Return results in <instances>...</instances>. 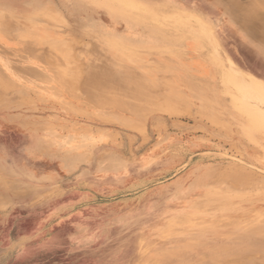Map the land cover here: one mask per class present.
<instances>
[{
	"label": "rangeland",
	"instance_id": "rangeland-1",
	"mask_svg": "<svg viewBox=\"0 0 264 264\" xmlns=\"http://www.w3.org/2000/svg\"><path fill=\"white\" fill-rule=\"evenodd\" d=\"M261 4L0 0V264H179L264 216V151L213 121L174 62L229 111L264 112V60L243 41ZM37 35L55 64L32 59ZM239 169L261 181L225 184Z\"/></svg>",
	"mask_w": 264,
	"mask_h": 264
},
{
	"label": "bare ground",
	"instance_id": "bare-ground-1",
	"mask_svg": "<svg viewBox=\"0 0 264 264\" xmlns=\"http://www.w3.org/2000/svg\"><path fill=\"white\" fill-rule=\"evenodd\" d=\"M259 9L260 10H264V5L261 4V6H260ZM262 14H263V12H262ZM242 22L239 21V20H237V21L234 20V23L238 27H243V28L246 29L245 24H243ZM1 25H3V24H1ZM251 25H256V30H254L256 33L252 34L251 32L247 31V36L245 34L244 35V40L243 39L242 40L248 45L250 53H253L256 56H258L260 59L264 60V19L262 17H260L259 19L256 20V24H251ZM4 26H5V24H4ZM247 28H249V27H247ZM51 31H50V33H51ZM38 38H39V36L37 38H35L34 42L30 43L31 45H33V48L35 50V52L32 54V56H33L32 59L35 61V60L41 59V57H42L45 60L47 59V61H50L48 59V57L45 58V56L43 55L42 49H40L42 46L41 47L39 46L40 40ZM37 40H38V42H37ZM46 40L48 42L45 45V47L47 48L46 49V53H47L51 49V47H50L51 41L48 40V39H46ZM126 41H128V40H126ZM9 43H11V42H9ZM69 45L71 46V44H69ZM36 46L38 47L37 50H36ZM124 46H125V44H124ZM126 51L128 52L127 45H126ZM52 54L54 55V53H52ZM148 60H149V58H148ZM104 62H106V61H104ZM174 62L178 64V65L175 64V72H183L184 74H188V75L191 74V79H192V80H190V88L191 89L188 92H186V93H188L187 95H189V93H190L189 96H192V95H197L199 97H205L206 95H209L210 96V97L208 96V98H204V99L200 100L201 103H199V104L202 107H207V109L209 110L207 113L213 119V121L218 122V123H221L222 125L223 124L224 125H227L228 128H232V127L233 128H239L241 130V132H242L243 138H246V140L253 142L255 144V146H259L264 151V112H259V113L258 112H254V113H252V112L249 111L250 112L249 113L248 110L246 108H244L243 106H239V108L232 109V110L229 111L228 108L226 106H224V103L217 104V103L214 102V100H213L214 93H213V89H212V87L210 85V82H207L203 78L196 77L197 75L191 71L192 70V67H193L191 65L192 62L191 61L189 62L187 56H186V58H183V59L181 58L180 60L174 59ZM50 63L52 65L55 64V63H52L51 61H50ZM111 67L113 68V65H110L108 69H110ZM114 68H115V65H114ZM148 68H149V66H148ZM59 70L58 71L56 70V71L58 73H61L62 76L65 75V72H66L65 70H63L64 72L62 71V69H59ZM106 73H107L108 77L109 76H112L114 74V72L111 71V70H108V72H106ZM132 73H134V72H132ZM146 75H148V74H146ZM59 78L60 77H57V78H54V80H50V81L51 82L52 81H55L54 83H63V80H62V82H61V80H58ZM158 78H160V77H158ZM161 80H164V79H161ZM137 81H139L138 78H137ZM137 81H135V82L137 83ZM165 81H166V79H165ZM167 81H168V79H167ZM185 81H187V80H185ZM109 84H107V85H109ZM162 84H163V81H162ZM177 85H178V88H177ZM115 86H113V87H115ZM165 86H168V85H165ZM45 87H47V86H44V88ZM143 87H144V85H143ZM171 88H172V93H176V91H178L179 89L181 90V92H183V91L185 92L186 91V90L183 89V87H180L179 84H176V86L174 84V86H172ZM48 89H49V87H48ZM77 89H78V87H77ZM102 89H103V87H102ZM126 89H128V88H126ZM154 89H155V87H154ZM120 92H121V90L118 93H120ZM138 92H140V91H138ZM151 92H153V91H151ZM133 93H134V91H133ZM100 94L103 95L102 93H100ZM139 94H141V93H139ZM142 94H143V92H142ZM142 94H141V96H142ZM130 95H131V93L128 96H130ZM145 95H147V94H145ZM120 96H122V95H120ZM141 96H140V99H141ZM173 98H175V96ZM104 99H106V98L104 97ZM145 99H147V98H144L143 100H145ZM177 99H179V98H177ZM174 100H176V99H174ZM105 101L108 102L107 100H105ZM131 101H129V102H131ZM178 101H180V100H178ZM141 102H143V101H141ZM181 102H183V101H181ZM133 105H134V103H133ZM155 105H158V104H155ZM141 106H143V105H141ZM150 106H152V105H150ZM162 107H163V105H162ZM137 108H135V110L137 112H139L137 110ZM147 109L149 110L148 107H147ZM196 109H197V107H196ZM140 110H142V109H140ZM144 111H146V110L144 109ZM178 111H179V109H178ZM141 112H143V111H141ZM113 115H115V114H113ZM248 156L252 157V153H248ZM246 158H247V156H246ZM252 158H254V157H252ZM256 159L259 160V158H256ZM252 173H254V172H252ZM221 174H223V181L225 182V184H227L230 187L235 186V185H238V186H247V185H250L252 183H257L260 180L259 178H257L258 176L257 177H254V176H252L253 174L251 176H248L247 173H246L247 175L244 174L240 169L238 171H234L232 173L230 171H225V172H222ZM254 174H256V173H254ZM239 182H242V183H239ZM231 189H236V188H231ZM235 228H236L235 235H233L231 237H228L227 239H224V240H222L220 237L217 238L216 241H215V243L213 245H211L210 249H208L207 251H203L202 250L200 252V251H196V249H194L193 246H188L187 248H184L182 246V248H181L182 255L181 256H178V259H180L179 264H264V216H260L259 218H257V220L252 221L250 223L235 224ZM169 249L170 248H168L167 251H169ZM172 249L173 248H171V252H172ZM187 249H188V251H187ZM168 258L171 259L172 256L171 257H168ZM164 264H167V261L166 260H164Z\"/></svg>",
	"mask_w": 264,
	"mask_h": 264
}]
</instances>
